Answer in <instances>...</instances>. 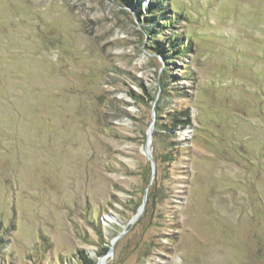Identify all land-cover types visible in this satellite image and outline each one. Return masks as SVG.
I'll return each instance as SVG.
<instances>
[{
    "label": "rangeland",
    "instance_id": "1",
    "mask_svg": "<svg viewBox=\"0 0 264 264\" xmlns=\"http://www.w3.org/2000/svg\"><path fill=\"white\" fill-rule=\"evenodd\" d=\"M103 247L264 264V0H0V264Z\"/></svg>",
    "mask_w": 264,
    "mask_h": 264
},
{
    "label": "trees",
    "instance_id": "2",
    "mask_svg": "<svg viewBox=\"0 0 264 264\" xmlns=\"http://www.w3.org/2000/svg\"><path fill=\"white\" fill-rule=\"evenodd\" d=\"M127 3H132L134 2V0H125ZM154 6H151L149 11L152 12V10H154ZM167 71V69H166ZM160 89H161V98L158 99V102H157V106H156V110H155V113L157 116H159L161 114V109H160V103H161V100L164 98L163 97V94H167V88H168V82L167 81H162L160 83ZM145 95H146V100H147V103H151L152 106L154 104V101L156 99V93H152V92H149V91H145ZM132 96L135 98V99H141L140 97H138L136 94L132 93ZM158 139V132L155 131L154 133V142H156V140ZM154 158H155V161L157 162V157L155 155V152H154ZM148 199H150V194L148 196ZM110 251V247H103V249L99 252V257H103L105 256L108 252ZM80 256H81V260L83 262V264H97L98 263V260H94L92 258H89L88 255L86 254L85 251H82L80 252Z\"/></svg>",
    "mask_w": 264,
    "mask_h": 264
},
{
    "label": "water",
    "instance_id": "3",
    "mask_svg": "<svg viewBox=\"0 0 264 264\" xmlns=\"http://www.w3.org/2000/svg\"><path fill=\"white\" fill-rule=\"evenodd\" d=\"M159 96V95H158ZM158 96L156 97V99H155V101H154V104H153V110H154V112H155V110H156V106H157V102H158ZM154 130H155V121H153L152 122V124H151V126H150V128H149V131H148V133H147V143H146V154H147V156H148V158H149V160H150V162H151V166H152V170H153V176H152V178H154L155 177V175H156V163H155V160H154V156H153V152H152V150H151V144H152V141H153V132H154ZM145 204H146V198H145V200H144V203H143V208H144V206H145ZM139 217V215L136 217V219ZM135 219V220H136ZM134 220V221H135ZM107 255H105V256H103V257H100L99 259H98V264H99V262L102 260V259H104L105 257H106Z\"/></svg>",
    "mask_w": 264,
    "mask_h": 264
}]
</instances>
